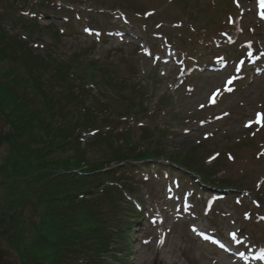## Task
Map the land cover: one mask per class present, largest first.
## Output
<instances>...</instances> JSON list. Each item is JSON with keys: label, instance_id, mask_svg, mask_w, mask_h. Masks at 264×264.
<instances>
[{"label": "rangeland", "instance_id": "rangeland-1", "mask_svg": "<svg viewBox=\"0 0 264 264\" xmlns=\"http://www.w3.org/2000/svg\"><path fill=\"white\" fill-rule=\"evenodd\" d=\"M46 2L32 6L40 24L35 39L5 19L7 29L26 38L45 58L49 53L61 59L78 54L82 61L106 59L105 66L132 58L138 67L135 81L149 85L148 106L153 109L162 98H171L163 116V126L171 132L165 154L202 145V157L221 154L217 161L222 162V172L214 178L229 177L228 173L238 177L237 189L216 198L215 189L202 194L166 164L141 168L142 190L134 203L137 220L128 226L119 257L125 264H257L237 255L264 248V10L256 0ZM233 3L237 17L231 18ZM67 7L69 17L64 16ZM27 12L23 10L24 19ZM50 25L66 33L56 39ZM150 45L156 47L154 56ZM199 52L207 58L195 60ZM187 58L195 73L183 81L190 72ZM8 67V62H0V72ZM73 110L70 103L63 108L69 119ZM6 127L0 114V130ZM104 149L93 143L89 161L102 160ZM1 155L2 148L0 159ZM238 189L259 191L262 199ZM197 227L234 253L228 256L216 243L202 240ZM3 246L0 242V264L11 263Z\"/></svg>", "mask_w": 264, "mask_h": 264}, {"label": "trees", "instance_id": "trees-1", "mask_svg": "<svg viewBox=\"0 0 264 264\" xmlns=\"http://www.w3.org/2000/svg\"><path fill=\"white\" fill-rule=\"evenodd\" d=\"M80 58L75 54L59 60L37 54L7 32L0 13V62L9 63V71L0 72V114L7 125L0 162V241L4 255L12 259L7 264H108L104 255L113 250L111 225L117 222L122 194L116 186H104V181L116 180L128 190L134 186L119 175L124 172L120 166L104 168L112 162L163 154L160 139L166 131L141 123L134 140L128 127L131 119L147 112L142 88L118 78L99 60ZM123 66L129 68L127 62ZM84 82L109 88L115 99L90 97L93 103L85 105L73 91L81 90ZM69 100L77 105L71 112L74 120L63 111ZM117 101L125 106L112 113ZM98 109L108 110L110 117ZM118 127L124 146L113 147ZM105 128L109 132L101 131ZM89 129L98 132L83 143L81 133ZM102 141L112 158L91 163L87 147ZM138 146L143 148L135 153ZM167 158L210 181L211 173L198 162L181 154Z\"/></svg>", "mask_w": 264, "mask_h": 264}, {"label": "snow or ice", "instance_id": "snow-or-ice-1", "mask_svg": "<svg viewBox=\"0 0 264 264\" xmlns=\"http://www.w3.org/2000/svg\"><path fill=\"white\" fill-rule=\"evenodd\" d=\"M261 6H262V8H264V0H261ZM262 15H264V14H262ZM86 31H87V29H86ZM229 83H231V81H229ZM229 90H231V89H229ZM257 122H259V121H257ZM261 258H264V253L261 254Z\"/></svg>", "mask_w": 264, "mask_h": 264}, {"label": "bare ground", "instance_id": "bare-ground-1", "mask_svg": "<svg viewBox=\"0 0 264 264\" xmlns=\"http://www.w3.org/2000/svg\"><path fill=\"white\" fill-rule=\"evenodd\" d=\"M203 232V231H202ZM198 235H200V233H197ZM227 255L228 256H231L232 254H231V252L229 251V250H227Z\"/></svg>", "mask_w": 264, "mask_h": 264}]
</instances>
